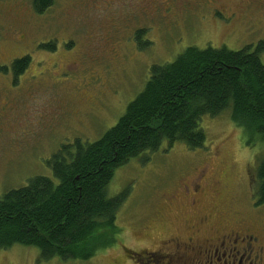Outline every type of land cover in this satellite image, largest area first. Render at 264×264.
<instances>
[{"label":"rangeland","instance_id":"obj_1","mask_svg":"<svg viewBox=\"0 0 264 264\" xmlns=\"http://www.w3.org/2000/svg\"><path fill=\"white\" fill-rule=\"evenodd\" d=\"M32 2L0 0V196L52 178L48 162L63 145L101 138L151 66L188 47L254 50L264 41V0H54L42 15ZM49 43L54 51L40 47ZM26 56L30 64L15 78L11 64ZM200 125L202 149L165 142L115 171L108 197H126L108 248L84 262L39 263L37 250L17 246L0 250V264H135L162 241L202 237L226 223L254 226L264 240V205L255 197L264 142L227 113Z\"/></svg>","mask_w":264,"mask_h":264},{"label":"trees","instance_id":"obj_2","mask_svg":"<svg viewBox=\"0 0 264 264\" xmlns=\"http://www.w3.org/2000/svg\"><path fill=\"white\" fill-rule=\"evenodd\" d=\"M53 3L33 0L32 5L42 15ZM144 34L137 31L135 41ZM40 47L55 50L51 43ZM262 54L264 41L254 50L188 47L173 62L151 66L141 92L101 138L63 145L48 162L52 178L35 177L0 196V250L33 248L39 263L90 260L111 245L108 237L126 197L125 192L108 197L115 171L145 152H157L165 142L168 148L180 143L189 151L202 149L205 118L227 113L237 127L264 142ZM29 64V56L14 60V77ZM255 179L256 205L261 206L264 156Z\"/></svg>","mask_w":264,"mask_h":264},{"label":"flooded vegetation","instance_id":"obj_3","mask_svg":"<svg viewBox=\"0 0 264 264\" xmlns=\"http://www.w3.org/2000/svg\"><path fill=\"white\" fill-rule=\"evenodd\" d=\"M201 191L197 185L195 193ZM202 223L207 224V219ZM220 228L211 227L202 237L191 234L185 241L175 237L162 241L156 251L136 255L140 259L135 264H264V240L259 229L245 222L234 226L226 223Z\"/></svg>","mask_w":264,"mask_h":264}]
</instances>
